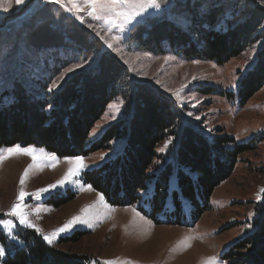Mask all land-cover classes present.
I'll list each match as a JSON object with an SVG mask.
<instances>
[{"label":"trees","instance_id":"16d2710c","mask_svg":"<svg viewBox=\"0 0 264 264\" xmlns=\"http://www.w3.org/2000/svg\"><path fill=\"white\" fill-rule=\"evenodd\" d=\"M170 12L180 15L181 23L166 15L150 17L133 26L125 42L153 55L169 50L218 65L262 43L253 66L240 80L239 103L244 105L264 86L263 5L256 0H174ZM64 24L59 28L44 19L21 30V39L33 50L28 47L25 55L30 58L19 70L2 77L0 147L36 145L59 157H76L121 139L120 152L86 171L84 182L112 205L140 202L139 209L156 223L162 216L169 224L194 225L209 208L213 191L250 146L183 124L181 108L170 95L133 80L128 67L107 49L92 67L75 71L56 85L66 67L88 61L101 49L100 40L74 19ZM204 91L235 95L213 85ZM117 98L124 101L123 117L88 145L91 130ZM169 138L163 168L151 172L154 161L162 159L159 144ZM255 210L248 232L226 252L229 264H264V197ZM0 247L4 250L0 264H86L88 259L62 252L35 230L21 227H16L14 237L0 227Z\"/></svg>","mask_w":264,"mask_h":264},{"label":"rangeland","instance_id":"374dc122","mask_svg":"<svg viewBox=\"0 0 264 264\" xmlns=\"http://www.w3.org/2000/svg\"><path fill=\"white\" fill-rule=\"evenodd\" d=\"M31 1L13 4L7 11L0 8V25L8 17L0 28V90L5 81L2 77L19 70L21 63L29 60V55L25 54L30 53V46L21 39V30L44 19L60 28L65 25V20L72 18L100 40L101 49L88 61H76L66 67L56 77V85L75 71L92 67L101 51L107 49L128 67L133 80L150 83L170 95L181 108L183 124L188 123L211 136L228 135L236 143L250 146L238 156L232 174L213 191L209 208L194 225L169 224L162 216V222L156 223L139 209L140 202L115 206L92 185V190H85L90 185L83 180L85 172L115 157L122 149L121 139L110 141L103 149L88 156H76L83 157L86 167L79 169L63 185L58 184L55 189L39 196L26 195L19 202L32 223L43 229L44 235L62 227L73 216L80 215L81 209L90 206L88 224L74 225L58 234L52 244L45 242L65 253L86 255V264H105V261H119L120 264H202L208 257H215L216 264H229L230 260L226 259L230 254L226 252L248 232L256 214V204L264 197L261 193L264 189V86L244 105L239 103L236 95L240 80L253 66L262 43L249 47L223 65L186 59L169 50L162 55H153L137 51L125 42V38L133 26L153 16H171L181 23V16L170 12L174 0H158L159 8L148 9L122 29L113 26L111 20L96 19L87 10L79 13L68 11L70 5H67V0ZM256 2L264 6V0ZM209 85L235 95L206 93L204 88ZM123 110L124 101L121 98L113 100L91 130L88 145L100 140L107 128L123 117ZM171 143L169 138L159 144L158 154L162 159L154 161L151 172L163 168V156ZM17 145L21 149H33L36 158L34 160L33 155L28 154L12 155L0 163V221H11L14 225L11 231L3 224L0 227L10 237H14L16 227L35 230L43 237L35 228L20 224L16 217L7 215L13 203L17 202L20 180L27 169L24 191L36 193L40 188L56 184L70 168H77L76 157H59L41 146ZM14 146L0 147V150Z\"/></svg>","mask_w":264,"mask_h":264},{"label":"snow or ice","instance_id":"6c2138e0","mask_svg":"<svg viewBox=\"0 0 264 264\" xmlns=\"http://www.w3.org/2000/svg\"><path fill=\"white\" fill-rule=\"evenodd\" d=\"M23 0H0V8L7 11L9 8L13 6V4H20ZM68 11L79 13L81 11L87 10L89 15L94 16L96 19L105 18L111 20L113 22V26H118L119 28H123L125 24L132 22L136 17L140 16L142 13H145L150 8H159L160 3L158 0H67ZM119 21L117 25L116 22ZM113 40L116 39L115 36L112 37ZM112 47L111 44L108 45ZM76 67H80L77 65ZM72 71V69H69ZM53 87H56L53 84ZM179 95V93H177ZM163 151V149H160ZM34 150L31 148L21 149L20 146H14L13 148H9L6 150H0V163H2L5 159L9 158L12 155H20V154H28L33 155V159L35 160V155L33 154ZM51 159H55V156H51ZM77 168H70L68 172L65 174L64 178L57 181L56 184L48 185L45 188H40L36 191V193L29 194L24 191L23 185L25 183V179L28 176V170L26 169L23 177L20 180L21 188L19 196L17 197V202L13 203L11 208L8 210V216L16 217L20 224L26 225L28 227L35 228L37 231L41 232L45 241L49 244L54 243L55 237L63 232L70 230L74 225L77 224H88L89 221L87 219L88 208L90 206H86L81 209L80 215L73 216L66 223L63 224L62 227L54 230L52 233L44 235L43 229H40L37 225L33 224L32 221L28 218V213H25L20 207V201L26 195H37L39 196L41 193H47L50 189H55L57 185H63L66 180L71 179L72 176L76 175L77 171L81 168L86 167L83 162V157H76ZM32 166L30 165L29 168ZM85 190H92L91 185H88ZM261 193H264V189H261ZM103 200V196L100 197ZM39 211V209H37ZM0 224H3L5 227L11 231L14 226L11 221H0ZM4 255V250L0 247V256ZM105 264H120L119 261H105ZM127 264V262H125ZM202 264H216L215 257H208L202 261Z\"/></svg>","mask_w":264,"mask_h":264},{"label":"water","instance_id":"95a60500","mask_svg":"<svg viewBox=\"0 0 264 264\" xmlns=\"http://www.w3.org/2000/svg\"><path fill=\"white\" fill-rule=\"evenodd\" d=\"M32 1H33V0H32ZM32 1H31V2H32ZM31 2H30V3H31ZM7 18H8V17H7ZM7 18L4 20L3 25H0V28H2V27L5 25V22H6Z\"/></svg>","mask_w":264,"mask_h":264}]
</instances>
